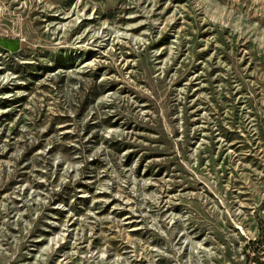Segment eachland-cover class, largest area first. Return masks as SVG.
I'll use <instances>...</instances> for the list:
<instances>
[{
    "label": "rangeland",
    "instance_id": "obj_1",
    "mask_svg": "<svg viewBox=\"0 0 264 264\" xmlns=\"http://www.w3.org/2000/svg\"><path fill=\"white\" fill-rule=\"evenodd\" d=\"M0 264H264V0H0Z\"/></svg>",
    "mask_w": 264,
    "mask_h": 264
},
{
    "label": "crops",
    "instance_id": "obj_2",
    "mask_svg": "<svg viewBox=\"0 0 264 264\" xmlns=\"http://www.w3.org/2000/svg\"><path fill=\"white\" fill-rule=\"evenodd\" d=\"M23 48V43L20 41L19 36L0 35V53H17Z\"/></svg>",
    "mask_w": 264,
    "mask_h": 264
},
{
    "label": "trees",
    "instance_id": "obj_3",
    "mask_svg": "<svg viewBox=\"0 0 264 264\" xmlns=\"http://www.w3.org/2000/svg\"><path fill=\"white\" fill-rule=\"evenodd\" d=\"M253 262V255H248V263L250 264Z\"/></svg>",
    "mask_w": 264,
    "mask_h": 264
},
{
    "label": "built area",
    "instance_id": "obj_4",
    "mask_svg": "<svg viewBox=\"0 0 264 264\" xmlns=\"http://www.w3.org/2000/svg\"><path fill=\"white\" fill-rule=\"evenodd\" d=\"M24 39L20 38V41H23Z\"/></svg>",
    "mask_w": 264,
    "mask_h": 264
}]
</instances>
